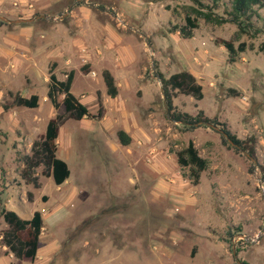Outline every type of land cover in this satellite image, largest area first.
Returning <instances> with one entry per match:
<instances>
[{
	"label": "rangeland",
	"instance_id": "374dc122",
	"mask_svg": "<svg viewBox=\"0 0 264 264\" xmlns=\"http://www.w3.org/2000/svg\"><path fill=\"white\" fill-rule=\"evenodd\" d=\"M121 1L84 0L83 3L78 0H27L26 9L30 19L48 15L55 16L56 20L35 19L8 26L17 31L14 35L20 39L14 46L9 63L6 62L11 74L0 72V141L9 143L8 138L12 137L11 129L5 127V116L27 117L36 113V109L14 106L9 93L29 97L36 91L39 97L37 113L45 122L55 114L47 99V84L40 80L34 90L28 89L27 83H32V70L38 63L34 55L40 40L47 37L52 26L68 24L67 16L59 20L66 13L65 10L77 3L86 6L93 4L90 7L99 22L108 24L115 32H130L123 17L124 27L116 21V13L121 15L118 9ZM145 1H161L177 26L183 25L188 9L196 7L195 1L203 5L211 4V0ZM217 12L221 14L222 10ZM259 14L261 19L254 21L255 28L261 31L258 33L252 29L239 31L231 23L206 25L202 20L198 21L201 25L198 34L202 32L206 40L208 37L212 41L221 38L233 41L235 47H245L233 62L229 61L223 47H216L219 52L216 51L210 64L212 73L218 75L213 92L209 87L211 69L204 66L209 61L200 59L198 69L205 73V83L204 97L198 102V108L210 114L203 113L205 117L225 124L238 139L253 137L256 140L257 165L264 163V8L259 10ZM175 25L170 24L168 31ZM25 29H37L35 33L38 38H25L21 35ZM198 34L181 41L184 49L178 58L180 66L189 57L188 47L204 49L201 48ZM160 40L158 45L166 41ZM151 44L157 50L155 38ZM209 50L213 52L211 48ZM104 65L111 69L108 63ZM40 66L39 70L43 72L45 66ZM69 66L75 70L71 92L81 97V103L88 107L92 115L101 110L102 116H106L101 95L104 94L103 97L107 99L109 97L101 90L105 86L99 77L92 75L95 72L98 76V70L92 68L86 59L77 60ZM150 67L147 64L145 79L154 76V70L151 71ZM68 69L63 68L59 76L65 79V74L70 71ZM162 70L165 74L180 71L177 65H171L168 71L166 67H162ZM229 89L235 90L238 95L232 96L228 93ZM83 92L85 95L81 96ZM128 93L122 91V96L130 101ZM137 94V97L141 96L140 91ZM97 95L99 99H96ZM61 99L58 98L59 101ZM150 99L151 96L147 95L143 102L147 103ZM3 106L9 108L5 110ZM148 108L161 128V140L145 138L144 143L139 139L133 140L126 148L116 141L119 126L109 114L103 123L112 121L114 124L108 130L104 127L103 131L108 133L106 145L110 150L97 142V136H102L99 129L103 123L99 122L100 119L66 121L59 129L56 157L67 164L70 176L59 187L55 186L51 177L46 176L43 166L34 169L38 188L20 178L25 158L31 155L30 148L39 130L32 129L34 140H27L24 136L18 141L23 144V151L13 153L9 146L0 147V156L7 159L3 160L5 164L0 162L2 206L6 208L9 196L17 204L22 203L20 197H23L28 210L37 208L43 216L38 257L32 263L65 264L64 258L70 255L67 264H264V173L246 153L231 146L228 141L223 143L222 135L215 129L206 125L186 128L169 120L161 91ZM175 109L188 111L186 113L192 117H197L200 112L187 102L180 110L179 106H175ZM57 112L63 113L62 106ZM19 131L23 129L19 128ZM72 133L74 137H71ZM190 141L198 155L207 161V168L200 174L197 183L191 180L187 168H180L177 164V153ZM28 144L29 152L26 150ZM16 145L15 142L13 146ZM153 147L158 149L155 159L157 170L150 167L153 158L150 148ZM5 151H8V156ZM152 177L158 185H144L138 181ZM151 193L159 195L160 206H150L144 198V194ZM130 229L131 233L127 234ZM152 235L159 236V239L155 241ZM6 260L0 255V264H6ZM29 263L27 260H15L10 264Z\"/></svg>",
	"mask_w": 264,
	"mask_h": 264
},
{
	"label": "crops",
	"instance_id": "0c3cea01",
	"mask_svg": "<svg viewBox=\"0 0 264 264\" xmlns=\"http://www.w3.org/2000/svg\"><path fill=\"white\" fill-rule=\"evenodd\" d=\"M27 5V0H0V16L11 21L18 19H30V13L26 9ZM163 6L164 5L161 1L154 3L152 1L147 2L145 0H122L119 3L118 9L130 32H115L114 29L108 24L99 22L93 9L90 6H86L85 4L77 3L72 5L69 10L67 8L65 12H67L66 16L69 19L68 24H56L52 26L50 28V33L47 34V37L44 36L42 40H40V45L36 48V53L34 56L38 62V65L34 62L36 64V68L32 70V83H30L29 81L27 83L29 84L28 89L36 90L38 81L40 80H42L43 83H46L48 87V69L51 65H55L54 74L58 80L62 81L64 80L62 78L63 76L59 75H62L60 74V71L63 68L69 67L70 69L68 70L71 71L72 69L69 64H75L77 60L80 61L86 59L87 62L92 66V68L94 67L99 72L98 76L95 72H93L95 73V78L99 77L100 82L103 83L101 72L103 70H107L114 78L115 85L117 87V96L115 98H110L108 96L109 98L107 99L103 97L104 94L101 95V105L104 108L106 116L103 114L99 122L102 124L103 121L106 120L108 114L113 117L115 119L116 125L119 126V130L124 131L131 138V142L129 145L132 144L133 140L138 139L143 143V139L145 138L152 141L161 140L162 136H160L159 133L161 128L160 126H158L157 121L153 119V114L148 108L152 103H154L157 93H160V84L154 78L145 79L147 64L151 65V59L153 58L155 64H157V70L166 78L172 74H165L162 70V67H166V71H168L171 65H177L180 71H188L189 73H191L200 82L203 88L205 83V73L201 71V69H198L201 66L200 59L203 58L204 60H206V62L209 61V63H205L204 66L211 69V72L209 74L211 75L209 87L212 91L214 81L217 80L216 76L218 75L212 73L213 67L210 64L216 51L219 52L216 47H223L215 44L216 39L212 41V38L208 37L206 40L204 35H202V32L198 34V29L201 28V25L198 23V28L194 30L192 38H194L195 35L198 34L201 39V48L204 47V49L198 50L196 48L193 49L188 47L187 49H189L190 52L189 57H187V60L184 61L180 66V59L178 58L180 57V54L184 49L181 41L185 39L180 37L178 31H168L170 24L175 25V23L173 22L174 20L170 12L165 10ZM45 16L51 19H56L55 16ZM3 22L5 23V21ZM5 24L0 23V72L4 74H11V72L8 71V65L6 64V62L9 63L10 58L13 54V50L15 49L14 46H16L15 44L17 41H19L20 37L14 35L15 32L17 33L15 29L8 28V26L12 23L6 22ZM18 25L19 24H16V26ZM58 26L60 27L58 28ZM36 31L38 30L25 29V31H21V35L26 36L25 38L35 40L38 38V35H36L35 33ZM57 31L58 33L55 34V32ZM156 36L158 39H156ZM153 38H155L157 50H154L152 48L151 41ZM160 39L166 41H162ZM158 40H160V42L162 41V44L158 45ZM145 42L149 44V47L145 45ZM22 43L24 45H27V43L25 42ZM8 44H10L11 46H9ZM208 47L211 48L213 52H211ZM85 49L87 50V52L83 53ZM144 53L147 54L145 55ZM197 53L200 55V58H198ZM138 60L139 62L137 66ZM105 63H108L111 69H108L104 65ZM40 64L45 66V68H43V72L39 70V67L41 68ZM208 65L209 67H207ZM72 71H74L75 73V70ZM101 90L106 94L105 88H101ZM122 91H126L127 93L129 92L128 94L130 95V101H127L123 98ZM138 91L141 92L140 97H137ZM32 95L38 96L36 91ZM83 95H85L84 92L81 93V96ZM147 95H150L151 99L147 103H144L143 100ZM76 98L81 102V97ZM96 99H99L98 95L96 96ZM173 101V106H179V110L180 107L183 106L185 102H187V104H190L194 110L200 111L205 115H210L208 114V112L198 108L199 101L194 100L190 96L178 95L173 98ZM60 102L61 101H59V103ZM214 103L216 104V102ZM24 109H36V113H32L27 117L15 118L13 114H8L7 116H5L7 117L5 119V127H9L11 129L10 132L12 133V137L8 138L9 143H3L2 141H0V147L9 146L10 150L13 153L23 151V144H20V142L18 143V141L22 137L25 136L26 139L30 141L34 140L35 134L32 129L39 130L36 134L38 137L45 132L46 125L50 120L49 119L47 122H45L44 118L37 113V108ZM54 111L56 114V110ZM55 114L53 116H55ZM113 124L114 123L112 121L106 122V124L103 123V125L99 129L102 136H97L98 144L102 145L108 150H110L106 145L108 144V133H105V131H103V128L105 127L107 130L111 129ZM19 128H22L23 131L20 132ZM72 136L74 137V133H72L71 137ZM116 141L118 142V139H116ZM15 142L17 143L16 147L13 146ZM111 145L114 149L116 148V146H114L113 144ZM129 145L121 146L119 144V146L124 148L129 147ZM29 148L30 144L26 145L27 152H29ZM150 150H153V155H151L153 158L151 159L150 167L153 170H157L155 159L158 156V149L153 147L150 148ZM5 153H7V156L9 155L8 151H5ZM5 158L0 156V162H3L5 164L6 161H3ZM138 181L144 185H158L157 183H154L155 178L153 177L150 179H138ZM144 198L149 202L150 206H160L161 200L158 194H144ZM20 201L22 203L17 204L13 201V198H10L9 196L7 202L8 204L6 203V209L14 211L20 218L25 220H29L35 211L40 212L37 208L28 210V207H26L27 205L24 204L26 200L23 197H20ZM9 205L11 206L9 207ZM1 220L2 218L0 217V231L3 229V225H5ZM130 233L131 229L130 232L127 231V234ZM152 238L156 241L157 239H159V236L156 237L152 235ZM38 251L36 259L38 257ZM208 254L212 256L214 255L212 252H209ZM0 255L7 258L6 264H10L15 260L17 262H21L20 260L15 259L12 254L7 253L6 248L1 244V242ZM70 257L71 256L68 255L64 258L65 264L70 261ZM36 259L33 262H36ZM76 259L77 258H75L74 260ZM29 264L33 263L30 262Z\"/></svg>",
	"mask_w": 264,
	"mask_h": 264
},
{
	"label": "trees",
	"instance_id": "16d2710c",
	"mask_svg": "<svg viewBox=\"0 0 264 264\" xmlns=\"http://www.w3.org/2000/svg\"><path fill=\"white\" fill-rule=\"evenodd\" d=\"M196 7H190L185 14L184 24L175 25L171 31H178L183 39H190L194 30L198 28V21L202 20L206 25H221L225 23L234 24L239 31L252 29L255 33L261 32L254 26V21L261 19L259 10L264 8V0H211L210 5H203L195 1ZM222 10L219 14L217 11ZM3 23L2 21H0ZM215 44L223 46L228 53V59L233 62L240 53L245 50L244 45L234 46L233 41L218 38ZM55 65L48 69L49 82L47 99L54 110L62 106L63 113H56L47 123L45 132L37 137L31 147V155L25 158L24 167L20 172V178L27 184H32L38 188L37 178L34 176V169L43 166L46 176L51 177L55 186L62 185L70 176L67 164L56 157L57 140L60 127L67 120L81 121L83 119L99 120L102 118L101 110L92 115L87 106L82 104L70 91L74 77V71L65 74L64 80H58L54 74ZM82 70H85L84 68ZM154 76L160 79L163 93L168 107V119L173 122H180L186 128H193V124L198 122L209 123L219 127L227 135L239 150L248 154L251 159L257 161L256 140L248 137L243 140L238 139L227 129L225 124L219 123L216 119L205 117L199 112L197 117H192L187 113L177 111L173 106V98L178 95L190 96L199 101L203 98V88L200 82L188 71H180L164 77L154 65ZM101 77L106 89V94L110 98L117 96V87L114 78L107 70L101 72ZM228 93L237 96L235 90L229 89ZM12 104L16 107L34 109L38 107V96L22 97L19 94H11ZM62 97L59 103L58 98ZM9 107L3 106L7 110ZM116 137L121 146H128L131 138L122 130L116 133ZM223 143L227 140L221 136ZM177 164L180 168H187L190 178L197 183L199 176L207 168V161L198 155L193 142H188L187 146L177 153ZM264 173V163L257 165ZM264 183V180L262 181ZM0 217L6 228L2 231L0 242L6 248V252L12 254L17 260H27L33 262L36 259L37 251L41 242L43 229V218L40 212L35 211L29 220L20 218L14 211L7 210L0 201Z\"/></svg>",
	"mask_w": 264,
	"mask_h": 264
},
{
	"label": "water",
	"instance_id": "95a60500",
	"mask_svg": "<svg viewBox=\"0 0 264 264\" xmlns=\"http://www.w3.org/2000/svg\"><path fill=\"white\" fill-rule=\"evenodd\" d=\"M78 1H81V2L84 3V0H78ZM88 5H89V6H93V4H88ZM71 7H72V5H70V6L68 7V10H69ZM66 15H67V12H66L62 17H60L59 20H63V18H65ZM35 19L56 20V19H51V18H49V17H47V16H45V15H39V16L33 17V18H31V19H18V20H13V21H11V20H7V19H5L4 17L0 16V20H1V21H5V22H8V23H27V22H31V21H33V20H35ZM145 43H146V45L149 47V44H148L147 42H145ZM150 68H151V71L154 70V60H153V59H151V67H150ZM152 78H154V79H155L156 81H158V83L160 84V91H161L162 98H163V103H164V107H165V111H166V116H168L169 111H168V107H167V103H166V99H165V96H164V93H163V88H162V85H161L160 79L157 78V77H155V76H152ZM176 123L181 124L180 122H176ZM199 125H206V126H209V127L213 128V129H215L216 131H218V132H219V133H220V134H221V135H222V136L228 141V143H229L231 146H233V147L239 149V147H238L236 144H234L230 139H228V138H227V135H226L224 132H222L218 127L213 126V125H211V124H209V123H204V122H198V123L193 124L194 127H198ZM245 155H246V156H247V157H248V158L254 163L255 166L257 165L254 159H251L250 156H249L248 154H245ZM259 184H261V181H260V180H259Z\"/></svg>",
	"mask_w": 264,
	"mask_h": 264
},
{
	"label": "built area",
	"instance_id": "2783aa9c",
	"mask_svg": "<svg viewBox=\"0 0 264 264\" xmlns=\"http://www.w3.org/2000/svg\"><path fill=\"white\" fill-rule=\"evenodd\" d=\"M116 21H117V23H118L120 26H122V27L125 26V24L123 23V21H122V19H121V15H120L119 13H116ZM92 75L95 77V73H93ZM150 155H153V150H150Z\"/></svg>",
	"mask_w": 264,
	"mask_h": 264
}]
</instances>
